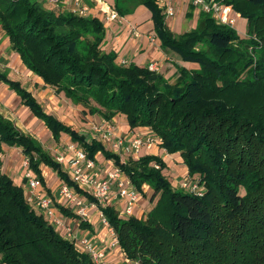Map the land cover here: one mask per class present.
Segmentation results:
<instances>
[{"label":"trees","instance_id":"1","mask_svg":"<svg viewBox=\"0 0 264 264\" xmlns=\"http://www.w3.org/2000/svg\"><path fill=\"white\" fill-rule=\"evenodd\" d=\"M216 1L246 20L247 38L201 10L194 28L175 34L156 0H113L120 17L146 8L160 48L198 66H177L170 83L103 51L104 27L95 17L38 0H0V29L27 70L89 115L109 123L123 115L129 130L149 129L158 147L178 155L204 189L200 197L174 189L157 155L122 161L100 141L47 114L30 91L0 71V82L55 142L68 136L89 159L112 161L135 190L142 193L146 185L151 201L157 198L145 218L120 217L80 190L33 136L0 112V264H96L28 204L24 189L2 171L3 146L19 148L43 186L41 166L95 203L130 262L264 264V0ZM194 10L189 3L185 18L192 19ZM80 227L90 226L81 220Z\"/></svg>","mask_w":264,"mask_h":264},{"label":"built area","instance_id":"2","mask_svg":"<svg viewBox=\"0 0 264 264\" xmlns=\"http://www.w3.org/2000/svg\"><path fill=\"white\" fill-rule=\"evenodd\" d=\"M172 0H156L158 5L163 8L166 17H172L173 6ZM100 10L105 15L106 22H111L119 19V15L114 7L105 0H96ZM190 3L198 8L199 11L209 12L212 17L222 24L233 25L235 19L232 16L230 6L219 3L216 0H190ZM71 12L80 16H88L89 8L82 4V0H73ZM134 35H137L136 33ZM150 41H154L153 37ZM121 65H126L125 61L119 62ZM148 70L159 73V65L157 62H151L147 66ZM100 128H95L99 132ZM102 137L110 142L111 147L116 151L120 150L124 153H138L143 146L150 149L156 141L159 140L151 132L148 137H140L133 135L131 137L122 138L113 135L110 131H104ZM155 137V138H153ZM158 140V141H157ZM53 160L58 163L62 170L67 174L68 178L82 191L92 196L96 202L102 206H112L122 218H128L134 215V210L138 202L139 191L135 190L129 183L126 176L114 166L112 161H104L105 164H97L96 160L89 159L85 152L74 144H68L63 149H56L52 155ZM137 159V158H136ZM23 166L25 167L24 179L26 180L24 196L28 204L38 213L42 214L47 222L64 238L73 241L80 250L89 255L92 261L96 264H122L128 263L124 253L121 251L116 235L111 228L108 227L106 221L102 217V223L108 227V232L111 240L107 247H102L94 242V239L88 236H76L72 227L63 221V217L56 210L55 201L57 204L66 206L68 209L75 211V215L81 220L88 219L89 208H96L95 203H85V197L78 195L73 187H69L62 183L59 186L58 195L52 198L45 190V187L40 183L38 178L32 171L28 169V161L25 159ZM157 167V166H155ZM188 175V174H187ZM189 181V182H188ZM182 190L189 192L195 196H202L204 189L196 180L182 182ZM119 253H118V252ZM121 251V253H120ZM117 253L122 262L116 260ZM136 264V262H131Z\"/></svg>","mask_w":264,"mask_h":264},{"label":"rangeland","instance_id":"3","mask_svg":"<svg viewBox=\"0 0 264 264\" xmlns=\"http://www.w3.org/2000/svg\"><path fill=\"white\" fill-rule=\"evenodd\" d=\"M38 1L47 7H52L58 10H61L62 4H65L64 2H62L63 0H56L55 2L52 0H38ZM110 2H112V6H113V0H110ZM173 2L174 1L172 0L171 4L173 6L174 14L172 17L165 18L166 24L169 26V28H171V30L174 33H177V34L181 32L189 31L190 29H192L190 27L191 21L184 17V14H185L184 12L186 11L185 6L190 3V0L184 1L185 4L182 6V9L174 5ZM68 11L71 12V6L69 7ZM147 12L150 14L148 10ZM177 26H180L181 29L176 31L175 28ZM232 26L236 30L240 38L242 39L247 38V23L245 19L236 18V21L234 22ZM243 26L245 27L244 29H243ZM3 53L7 54L5 53L3 46L0 45V67H3L4 64L7 63V61L9 64L8 67H6L5 69L3 67V69L1 68L0 71L2 70V72H6L9 78L13 80H18L24 88H26L28 91L32 93V95L37 99V101L40 103V105L42 106V108L47 114L53 115L65 125L72 127L78 133L86 136L88 140L94 138L100 141L107 150L118 154L122 161H126L130 157L136 159L146 154L155 153L158 151V149L160 151L161 148H158L159 144L156 141L153 143L150 149H146L143 146V148H141L139 152L136 154L129 153V152L124 153L123 151H120V150L115 151L113 147H111L110 142H108L105 138L102 137V133L105 130L106 131L108 130L112 132L113 135L115 136L127 138L129 131H127L126 127L124 130L121 129L124 121L119 120V118H124V117L117 115L116 123H109V122L103 121L97 115L87 114V109L83 108L81 105H74L73 103H71L70 100L66 99L62 93L60 94L55 93L53 88L47 87L46 85L42 83V81H40L38 77L26 72V69H23L24 67L20 66V68H18L17 66H15L14 62L17 60L16 59L17 57H15V60L14 58L7 57V56L6 58H4V56L2 55ZM173 58L175 61H178L179 59L175 54H173ZM177 66H179L178 63H173L172 67H169L171 69L170 71L171 73L167 74L166 76L163 74L166 78L164 76L163 77L168 81L170 79H174V77H176V67ZM195 66L196 65H193L192 67H195ZM0 111L3 114L12 118L14 122L23 131L33 136L42 145L43 149L46 152H48L51 156L53 155L56 149H59V150L63 149L69 143L77 145L76 143H73L69 139V137L66 135H61L60 140L58 142H55L52 139L51 133L45 128L43 123L39 121L38 119H36L35 117H33L32 114L27 110V108L21 105L19 98L16 97V95L12 91L8 90L7 87L3 85L2 83H0ZM96 127L97 128L101 127L99 132L95 130ZM116 132L119 133L120 135L116 134ZM129 135L130 136H128V138L133 135H137L142 138L148 137L147 133H143V131L142 132L133 131L132 134H129ZM8 148L9 147L4 146V152L1 155L2 162L4 164V170L6 171L8 170V166H7L8 164H6L7 163L6 161L9 160L11 162V168H12L11 170L15 168V170L18 171L22 175V173L25 171V167L23 166V163L26 158L22 155L20 149H14V148L8 149ZM11 151L15 153V156L9 153ZM96 159L98 160V162L107 161L100 155H97ZM167 162L168 163L166 165V169L164 170V174L168 178L171 186L174 189L182 190L181 184L182 182L187 181L188 178L191 181H194V182L196 181V178L189 177L187 175V169L183 165L182 160L178 155L171 157V159L168 158ZM103 164H105V162H103ZM41 169H42V173L44 174V176H46V178H47V172L49 175L52 174L51 177L54 175L53 173H50L51 171L49 170L47 171V169L43 166H41ZM59 181L60 180L58 179L51 180L50 177L47 178L48 185L46 186H49V187H45L46 192L48 193L47 188H49L48 190L52 189L53 192H56L57 189L59 190L58 185H57ZM142 189H143V192L140 194L138 193L139 195L138 202L134 210L135 212L133 216H135L136 218H145L146 214L151 210L150 209L147 212V209H149L150 206L152 208V206L154 205L157 199L155 198L154 201H151L152 191L151 189H149L148 186L144 185ZM242 193L243 192L241 191V194ZM85 203L87 205L88 201L85 200ZM95 210L96 208H90L88 210V216L91 212L93 211L95 212ZM90 216L93 217L92 214H90ZM97 223L98 224L100 223L101 225L106 227L102 223V217L100 215V212L98 211V208H97ZM118 253H117L116 260L119 259ZM122 259L123 258H120L119 261L122 262ZM122 264H125V262H123ZM126 264H131V262L128 261V263Z\"/></svg>","mask_w":264,"mask_h":264},{"label":"crops","instance_id":"4","mask_svg":"<svg viewBox=\"0 0 264 264\" xmlns=\"http://www.w3.org/2000/svg\"><path fill=\"white\" fill-rule=\"evenodd\" d=\"M105 1H107V3L112 5V2H110V0H105ZM173 1H174L173 4L176 5L177 7H179L180 9H182V6L185 4L184 3L185 0H173ZM62 2H64L65 4H62V6H61L62 9L60 11H65V10L68 11L69 7L72 6V4H73V0H63ZM82 4L89 8V14H88L89 16L95 17L99 21L102 22L103 27H104V39H103V42L101 44V49L105 52H110V51L115 52L117 55V58H116L117 63L120 61H125L126 65H128L130 63H134L138 66L143 67V66H147L151 62H157L159 65V70H160L159 73L162 76H164V75L166 76L167 74L171 73L170 72L171 69L169 67H172L173 63H178L179 66H184L188 69H197L198 68V66L196 64H193V63L182 62L179 59H178V61H175L173 58V54H171L170 52H165L160 48V43H159L158 39L155 37L154 32H153V23L151 21V15L147 12V9L144 8L143 6H138L132 14L126 15L124 17L119 16L118 20L106 22V20L104 18L105 15H104V13L101 12L100 6L97 5L96 0H82ZM188 5L185 6L186 11H187ZM186 11L184 13H186ZM198 12H199V9L195 8V10L193 11L192 19H189L191 21V23H190L191 28H194L196 25ZM232 16L235 18V21H236V18H240L239 15L236 14L233 10H232ZM184 17H185V14H184ZM244 23H245V21H244ZM244 28L245 27L243 26V29ZM169 29L171 30V28H169ZM175 29L177 31V30L181 29V27L177 26ZM135 33L137 35H134ZM181 33H183V32H181ZM175 34H177V33H175ZM152 37L154 38V41H150V39ZM0 45L3 46L5 53H7V54H4V53L2 54L4 56V58H6V56H7V57H12L15 60V57H17L16 58L17 60L14 62V65L17 66L18 68H20V66L24 67L22 65L20 59H19V56L11 50L9 42H8L7 38L4 36L1 29H0ZM8 65L9 64L7 61V63L4 64V66H3L4 69L6 67H8ZM193 65H196V66L192 67ZM3 67H0V69L1 68L3 69ZM23 69H26V68L24 67ZM28 71L29 70L26 69V72H28ZM175 78L176 77H174V79H170L169 82L170 83L173 82L175 80ZM16 81H18V80H16ZM2 115H4L5 117H7L8 119H10L14 122V120L12 118H10L9 116H7L3 113H2ZM120 116L124 117L123 115H120ZM119 120L124 121L121 129L124 130L126 127L127 131H129L128 136H130L129 134H132L133 131H139V132L143 131V133H147V135L151 133V131L145 127H140V128H136L134 130H129L125 118H119ZM110 123H116V116L113 118V120ZM15 125L18 126L16 123H15ZM23 132H25V131H23ZM116 134L120 135L117 132H116ZM10 148H14V147H9L8 149H10ZM14 149H19V148H14ZM3 152H4V146H3ZM157 152L151 153V154L158 155L160 158H162V160L166 163V165L168 163L167 162L168 158L171 159V157L175 156V155H168L163 149H160V151L158 149ZM9 153L15 156V153L13 151H11ZM6 162H7L6 164H8L7 165L8 170L7 171L4 170V164L2 162V171L5 174H7L13 180V182L16 185L21 186L23 189H25L26 180L23 177L24 172L21 175L18 171L15 170V168L13 170H11L12 169L11 168V162L9 160ZM96 162H97V164L100 165L104 161L98 162V160L96 159ZM46 169H47V171L49 170L48 168H46ZM50 173H52V172H50ZM51 175L52 174L49 175L47 172V178L50 177L51 180L58 179L55 174L52 177H51ZM43 176H44V174H43ZM47 178H46V176H44L45 186H43V187H49V186H46V185H48ZM60 184H61V181H59L57 184L58 188H59ZM47 189H49V188H47ZM58 191L59 190L57 189L56 192H53L51 189V190H49L48 194L52 198H55L54 200H56V197L58 195ZM55 205L56 206H62V205L57 204L56 201H55ZM62 207L66 208V206H62ZM66 209H68V208H66ZM150 209H151V206L149 207V209H147V212ZM56 210L58 211L57 213L63 217V221L65 223L69 224L70 227H72L73 232L77 237L78 236L91 237L94 239V242L97 245L108 248V243L111 240V236L108 232L109 228L108 227L106 228L103 225H101L100 223L99 224L97 223V207H96L95 212L94 211L91 213L89 212L90 214L93 215V217H91L89 214L87 220H82L83 222L87 223L90 226L89 228H81L80 227V221H81L80 217H78V216L66 217L60 213V211L58 210L57 207H56ZM71 212H74V214H75L74 210H71Z\"/></svg>","mask_w":264,"mask_h":264},{"label":"bare ground","instance_id":"5","mask_svg":"<svg viewBox=\"0 0 264 264\" xmlns=\"http://www.w3.org/2000/svg\"><path fill=\"white\" fill-rule=\"evenodd\" d=\"M28 73H30V74H31V72H29V71H28ZM40 81H41V80H40Z\"/></svg>","mask_w":264,"mask_h":264},{"label":"water","instance_id":"6","mask_svg":"<svg viewBox=\"0 0 264 264\" xmlns=\"http://www.w3.org/2000/svg\"><path fill=\"white\" fill-rule=\"evenodd\" d=\"M52 1H54V2H55L56 0H52Z\"/></svg>","mask_w":264,"mask_h":264}]
</instances>
